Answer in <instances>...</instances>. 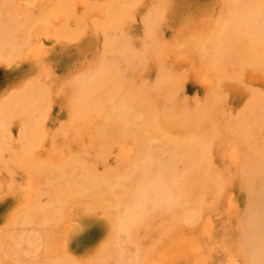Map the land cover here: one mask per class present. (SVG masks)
I'll list each match as a JSON object with an SVG mask.
<instances>
[{"label": "bare ground", "instance_id": "6f19581e", "mask_svg": "<svg viewBox=\"0 0 264 264\" xmlns=\"http://www.w3.org/2000/svg\"><path fill=\"white\" fill-rule=\"evenodd\" d=\"M75 1L0 0V62L11 65L16 61L12 56L19 59L22 55L19 53L18 58L17 50L26 45V39L27 45L31 43L26 37L30 26L43 24L50 13L54 17ZM139 1L110 0L101 19L105 27L100 24L102 29L93 28L88 46H95V36L105 34L108 28L116 25V31L122 25H117L119 19L124 18L123 23H128L125 18L134 20L133 12L132 18L128 13ZM191 1L174 0L173 58L160 39L166 26L165 12L153 14L152 9L139 22L145 34L139 47L149 51L147 56L126 53L127 58L121 59L103 43V55L93 62L95 69L67 74V86L59 92L67 120L58 130L70 137V145H76L77 152H64L62 160L54 159L57 167L51 162L45 164L55 169L44 164L40 168L37 163L39 167L30 175L45 179L52 174L53 198L47 195L48 189H44L46 193L37 189L28 213L14 218L0 231V264H264V0H208L194 5ZM32 5L40 9L39 14L34 13L36 8L31 11ZM153 6L154 12L156 7L164 8L163 0H155ZM66 12L65 17L73 13ZM62 24L68 28V22ZM64 28L66 34L72 30ZM24 35L26 39L17 40L14 47V38ZM67 51L64 49L63 55ZM121 65L127 69L122 70ZM226 65L233 67L238 83L227 86L232 78L218 74L208 87L207 72ZM149 67L155 68L156 78L133 83V78L143 76ZM38 78L34 77L35 81ZM240 81L247 87L240 89ZM187 84L206 89L208 96L187 101L183 95ZM31 87L25 90L32 92ZM19 92L12 96L16 103L12 98L2 101L0 129L4 125L10 130L9 115L15 105L20 113H31L28 123L37 121L40 126L45 120L41 108L37 110L38 101L42 104L47 98L44 89L36 87L32 94L29 92L31 96L23 94L24 90ZM245 92L242 110L231 117L229 95L238 98ZM17 93L26 97L21 94V99L17 98ZM49 104L44 106L46 114ZM15 112L14 116L11 113L13 119L22 117ZM33 112L40 114L37 118L41 121ZM23 122L21 129L25 130L19 131L22 142L27 136L23 127L27 122ZM36 125L31 140L36 139L34 135L45 140L37 135L42 130L38 126L35 129ZM6 129L0 132L9 134ZM8 134L4 135L6 140L2 135L0 149L12 139ZM36 142L32 145L29 141V146L44 143ZM97 144L102 148L94 155ZM115 145L122 146L125 157L110 168L105 165L106 156ZM98 165L103 166L101 174ZM43 193L51 199L47 209L45 203L40 205ZM94 223L102 230L100 241L86 252L88 255L68 257L61 243L69 236V228Z\"/></svg>", "mask_w": 264, "mask_h": 264}, {"label": "rangeland", "instance_id": "374dc122", "mask_svg": "<svg viewBox=\"0 0 264 264\" xmlns=\"http://www.w3.org/2000/svg\"><path fill=\"white\" fill-rule=\"evenodd\" d=\"M85 1L86 0H76L75 2H73V4H70L68 6V9H67V7H65V9H62V11L59 12L60 14L58 12L55 13L54 17H52L51 16L52 13H50V16L46 20L47 22L44 21L43 24H41L43 21L41 23L36 22V24L38 23V25L33 23L35 26L33 27V24H32V27L30 26V28L28 30L30 32L26 31V33L28 32L27 35L24 33L26 35V37H28V36L30 37V38H28L30 40L28 42H31V43H29L30 45L29 44L27 45V42H26L27 39L25 38V35L22 37H15L14 38V39H16L15 41L12 40V41H14V43H13L14 47H17V45H16L17 40L22 41L23 40L22 38L26 39L25 40V44H26L25 46L26 47L23 46L24 45V42H23V45L21 44L23 46V48L18 47L21 49V50L19 49V51H21V52H19L18 50L16 52L18 54L17 57L19 56V53L22 56H20V58L18 57L19 59H17L15 56L11 55L16 60V61H13L12 64L10 63L11 65L8 64L9 62L7 64H6V62L5 63L0 62V105H1L0 108H2L4 99H6V101H8L7 98L9 100H11L12 96H15L14 94L17 91H18V93H20L19 91L24 90V92H22V93L23 94L26 93V95H29L30 93L31 94L33 93V91L36 87H39L41 89H44L43 93L46 92V95H47L46 96L44 94L47 97V98H45L46 101L43 100L44 98H41V97L38 98V100L42 99L44 101L43 102L41 100L43 105L40 104V101L36 100V101H38L37 106H40V107H37V110H39L41 108L39 110V112L41 114L44 113V115L43 116L41 115V117H44L45 120L39 117L40 119H42L41 124L38 121V124H40V126H42V124L44 123L42 128H40L39 125H36L37 121L36 122L32 121V122L28 123V121L30 120L28 117L31 113L30 114L28 112H27V114L20 113L19 111H17V109H16L17 106L15 105L16 108L12 109L14 111H13V113L12 112L11 113L14 116V112L16 111L15 112V113H17L16 115L21 114L22 117L20 115H19V117H21V118H19L18 116H17L18 119L16 117H14V119H15V121H14L13 116H11V113H10L9 116L12 118V119L10 118V120H9L10 123L12 124V126H10L11 124L8 125V126H10V130L8 127L4 128V125H3V128L1 127V129H0V131L3 132L7 128L6 131H8V132L10 131L11 133L9 132V134H8L7 132L6 133L4 132V135H6V134H8L7 136H10V134H11V136L13 135V137H12L13 140L10 137H9L10 139L7 137V139L11 140L12 142L8 140L7 144H6V141H5L6 136L4 137V135L0 132L1 133L0 143L1 144L3 143L2 135H3V138L5 139L4 145L1 146V149H3V148L4 149L3 150L0 149V151H2V153H3V155L1 153L0 156H3V158H4V159L2 157L0 158V184L2 187V188L0 187V190H1L0 191V229L2 228L0 231L4 230V228L7 226V224L10 225L11 222L13 223V221L17 220L16 217L20 218V216H23L26 213H28L29 208L31 206V202L34 199H36L35 198V191H37V189H39V191H41V190L44 191V189H48L49 193L47 195L48 196L51 195L50 198L51 199L53 198V194H54L53 190L55 187V183H51V182H54L52 174L47 175V177L45 179H42V178L37 179L36 177H35V179H32L31 175L34 173V169H37V167H36V166H38L37 163L39 164V166H41V164L42 165L44 164L43 167H45V164L48 165L51 162L52 163L51 165L55 164L54 166H56V163H54V162H57L56 160H62L63 156L65 157L64 152H65V154L68 153L69 155L75 154L77 152V146L76 145H70V143H71L70 137L69 136H67V137L63 136V135H61L62 132L61 131L59 132V130L61 128H63V126L67 120V113H66V110L64 108L62 98L59 97V92L62 90L63 86H67V81H66L68 79V77H66L67 74L69 72H72V74L76 75L78 73L77 71L80 69H86V70L95 69L93 62L95 59H98L99 57H101L103 55V43H105V44L108 43L109 46L112 48V55H117L121 59L127 58V55L131 56L132 53H133L132 55L142 56L144 54L147 56L148 55L147 53H149V51L145 52V51L141 50L139 47L140 46L139 44H141L145 38V34H144L142 28L140 27L141 24L139 22L141 21L142 17L144 16V13L146 15V13L147 12L149 13L150 10H152V9H153L152 10L153 14L154 13H156V14L160 13L161 14V12H163V13L165 12L164 14L163 13L162 14L164 15V19L166 20V22H165L166 26L161 29V35L162 36H160V39L168 45L169 54L171 55V57L173 58L175 56V55H173L172 46H171L172 41H173L174 36H175V28L173 27V23H174L173 15L175 13L176 4H175L174 0H172L173 2H171V0H169V1L163 0L164 8H163V6L156 7L157 12H154L155 6H153V4L155 3V0H140L141 1V2L139 1L140 4L137 3L139 6L136 4L134 6L136 9L134 8L135 9L134 11H132L133 7H131V10H130L131 12L129 11V13H131V14L128 13V18L129 17L132 18V12H133L134 20L133 19L132 20L134 22L130 18H129V20L127 18H125L127 20L126 22H128V23H123L124 18H123V20L119 19L120 21L122 20V22L119 23V20H118L117 25L122 24L121 26L124 28H120L121 26L119 25L120 27L116 28V31H115L114 30V28L116 27V25H115L116 23H115L114 24L115 27L113 26V28H110V29L108 28L107 32H105V34H100V35L95 36L96 40H97V44L95 46H91V48H90V46H88V43L90 40H92V36H94L93 28L96 30L102 29V27L100 25V24H102L101 19L105 18V13L107 12V6H108V3L110 0H88V1H86V6L84 5ZM207 1L208 0H192L190 4L194 5L197 2L205 3ZM169 2L171 3L172 7L169 6ZM32 6H31V9H32L31 11H34V9L36 8L35 7L36 5H32ZM72 7H73V9H72ZM90 8H91V10H90ZM157 8H158V10H157ZM36 9L37 10H35L34 13L39 14L40 9H38V7ZM98 9H100L101 11ZM63 10H65V11H63ZM66 10H67V12L68 11L70 13L73 12L74 14L71 13L70 16L68 15V17L67 16L65 17V15L63 16V13H65ZM73 10H75V11H73ZM162 10H164V11H162ZM168 10H170L171 12ZM98 11H100L101 13ZM67 12H66V15L69 13V12L68 13ZM57 14H59L60 16L55 17V16H58ZM101 15L103 17H101ZM78 18H79V20H78L79 22L77 23ZM49 19H51V21ZM66 19H67V21H66ZM80 21H82L83 23H81ZM104 21H105V19L103 20V22ZM115 21H117V20H115ZM63 22H66V24L68 22V28H67V25L62 24ZM129 23H131V24H129ZM81 25H82V28L79 30V27ZM64 26L67 29V31H68V29L74 30L75 27H76V30H74V31L70 30L66 34V32H65L66 30L63 31V29H61V28H64ZM102 26L105 27V25H103V24H102ZM20 27L21 26H18V28H20ZM20 29H22V27ZM63 32H65V33L63 34ZM76 33L78 36L75 35ZM72 34H73V36H72ZM63 35L65 37H63L61 39V37ZM69 35L71 36L70 38H68ZM75 36L78 38V39L76 38V42L74 41ZM89 36H90V38H89ZM72 37H74L73 41L71 40ZM114 37H116V38L114 39ZM129 39H131L132 42L129 43L128 42ZM69 40H71L70 43H69ZM5 44L7 45V43H5ZM9 44L11 45L12 43H9ZM18 44H19V46H21L20 42H18ZM66 48L68 49L67 55H63L64 49H66ZM136 50H137V52H136ZM133 51H135L136 54ZM124 53H125V55L127 53V55L125 57H124ZM141 53H142V55H141ZM12 57H11V61L13 60ZM123 62L125 63V61H123ZM124 68L125 67L123 65H121V69L123 70ZM97 69H98V67H97ZM126 69L127 68H125V70ZM154 70H155L154 67H149L143 76H141L139 78H138V76H135L133 78V81H134L133 83L137 84L140 82H149L150 80H153L157 76L156 75L157 72L155 73ZM218 74H226V75L228 74L230 76V78H232V79H229V81H231V82L227 83L228 84L227 86H233L235 83H238L236 81V79H234L235 72H234L233 67L226 65V66L214 69L210 72H207L208 77L210 76L209 77L210 83H209L208 87L212 86L211 82H212V80L216 79L215 77ZM47 75H48L49 79H47V81H46L45 78H47L46 77ZM34 77H35V79H36V77H39L38 80L39 79L40 80L35 81ZM152 77H154V78L152 79ZM33 79L35 81V84L32 81ZM29 81H32L33 84L31 82L29 88L26 86L27 89L31 90V88H32L31 85L34 86L32 89V92L28 90L30 93L27 92L26 91L27 89L25 88V85H28ZM39 83H42V84H39ZM238 87L240 89H243V88H246L247 86L245 87V85H243V81H240V84L238 85ZM195 92H196V94H195ZM12 93H13V95H11ZM18 93L16 95L17 98L22 94L21 93L18 95ZM31 94H30V96H31ZM26 95H23L22 97H24V96L26 97ZM183 95H184V97L187 96L186 97L187 101H189L190 100L189 98H191V100L189 101V102H191L194 99L199 100L200 98H202V99L204 97L206 98L208 96V93L206 92V89L204 90V89H201L197 86L187 84L184 91H183ZM30 96H28V97H30ZM246 98H247V92H245L244 96H241L238 98H236L232 95H229L228 102H227V108H228V112H229L228 115H230L231 117H234V115H236L237 112H240L242 110L241 108H242L243 103H244ZM27 99H29V98H27ZM23 100H25V99H23ZM11 101L13 103V101L15 102V99H13ZM18 102H20V101H18ZM45 102L47 104H48V102L51 103V105L49 104L50 110H49V105H48L47 112H48V110H49V112L47 114H46V112H43L44 109H45L44 111H46V107H44V106H46ZM8 103H10V102H8ZM36 104H37V102H36ZM19 108H18V110H19ZM35 111H36V109H35ZM33 113H32V116H33ZM34 114L36 115V118L40 115L39 114L37 116V114H38L37 112ZM45 115L46 116L48 115V116L45 117ZM32 116H30V118H32ZM36 118L34 116V119L33 118L32 119L36 120ZM39 118H37V120ZM9 121H6V123H4V124H6V126H7V124H8L7 122H9ZM43 121H45V122H43ZM21 122H23V124L25 122H27V124H24V126H23L27 130V133H25L26 131L24 132L27 136L24 134L26 136V138L24 139L25 141H23V142H22L23 136L20 135L23 133H19V131L22 127ZM1 123L3 124V122H0V126H2ZM28 124H29V127H26V125L28 126ZM30 124H32V126ZM35 125H36V127L37 126L39 127V130L43 131V132L40 131L41 133L37 134V135L38 136L43 135L42 139L46 138L45 140H41V136L38 137L40 139H38L37 136H35L36 134H35V131L33 129L35 127ZM30 127H32V128L30 129ZM38 127L35 129H38ZM32 129H33L34 133L31 132ZM24 130L25 129L22 128L20 132H23ZM38 132L39 131H37V133ZM44 132L47 134H44ZM31 133L35 134L34 138H36V139L35 140L33 139L34 141L31 140V138H32ZM29 135H31V136H29ZM53 138L55 141L52 140ZM19 140L21 141V144H24V147H22V145L19 143L20 142ZM36 140L38 141V143L41 141H44V143L42 142L43 144L39 143L40 146L38 144V146H37L38 148L36 147V145L34 146L37 148V150H35V148L32 146L33 145L32 143H35ZM16 141H18V142H16ZM26 141H28V143L30 141L32 145L29 146L30 143L28 144ZM35 144H37V142ZM51 144H55V146L52 145L54 148L50 146ZM8 145L9 146L11 145V147H9ZM5 146H8V147H5ZM25 147L28 148V150ZM33 148H34V150H33ZM101 148L102 147L100 146V144H97L94 148L93 154L96 155L97 152H100ZM22 149H26L27 151L24 150V152H22L21 151ZM6 150L8 152H5ZM29 150L31 152L28 153V155H27L26 152H29ZM14 151H15V153L16 152L17 153L16 154L13 153ZM34 151H36V153ZM53 151H54V153H53ZM60 151L62 152L61 155L59 154ZM24 153H25V155H24ZM31 153H33V155L30 156L29 154H31ZM62 154H63V156H62ZM28 156H30V157H28ZM57 156H60V158ZM51 157H52V159H51ZM124 157H125V152H122V146L121 145L120 146L115 145L113 147V149H111V151L107 153V156H106L107 162L105 165L112 168V167L122 163V161L124 160ZM20 159L21 160L24 159V162L21 161ZM54 159H56V160H54ZM52 160H54V161H52ZM19 162H20V164H22V163H24V164L22 166H20ZM14 163H16V164H14ZM34 165L36 168H34ZM50 166H47L45 168H48ZM43 167L41 166L40 168H43ZM51 167H53V166H51ZM49 169L52 170V168H49ZM53 169H55V168L53 167ZM97 170H98L99 174H101L103 172V166L98 165ZM30 171L32 173H30ZM47 181L48 182L50 181V183H51L50 185L52 187L48 185ZM41 185L42 186L44 185L47 187L45 188L44 186L42 187ZM44 195L45 194L43 193L42 196L40 197V200L42 198V200L40 202V205L42 207L44 206L43 205L44 203H45V205H46V203L47 204L51 203L50 202L51 199L49 200L48 196L46 197ZM37 199H39V197ZM49 207H50V205H48V206L46 205V207L44 206V208H46V209ZM58 213L59 212H57V214ZM14 218H15V220H13ZM74 230H76V231H74ZM68 231H69V236L67 237L65 243H63V241H62L61 244H64V246L63 245L62 246L64 249L66 248L65 249L66 254L68 255V257L71 256V258L72 257L73 258L79 257L82 254L88 255V254H86V252L89 251L90 248L94 244H96L97 242L100 241L102 234H103L100 226H98V224H96V223L88 224L86 226L81 227L80 229H76L75 226H72L69 228ZM27 236H29V235L27 234L25 237H27ZM25 237H24V240H27V239H25ZM9 253H11V252H9Z\"/></svg>", "mask_w": 264, "mask_h": 264}]
</instances>
